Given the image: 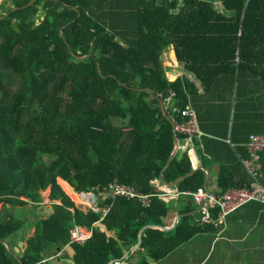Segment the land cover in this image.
<instances>
[{
    "label": "trees",
    "instance_id": "1",
    "mask_svg": "<svg viewBox=\"0 0 264 264\" xmlns=\"http://www.w3.org/2000/svg\"><path fill=\"white\" fill-rule=\"evenodd\" d=\"M30 2L0 13V239L23 264H43L68 245L75 264L123 261L139 231L165 225L172 211L154 182L184 177L176 184L175 228L143 230L132 254L133 264L163 260L202 231L192 223L188 193L204 187L206 173L188 174L193 168L180 150L168 166L175 138L184 142L171 123L182 122L175 110L195 113L203 135L192 144L217 164L221 191L249 186L243 146L250 135L264 136V0ZM170 48L187 77L169 80L162 57ZM228 135L234 150L221 143ZM211 138L219 156L208 151ZM261 163L264 185V155ZM58 179L96 195L116 179L152 197L149 206L98 198L108 209L107 237L96 226L102 214L77 206ZM46 190L60 204L35 220L16 252V234L28 221L15 212L27 201L37 207ZM76 225L92 228V238L71 243ZM0 264H19L2 242Z\"/></svg>",
    "mask_w": 264,
    "mask_h": 264
},
{
    "label": "crops",
    "instance_id": "2",
    "mask_svg": "<svg viewBox=\"0 0 264 264\" xmlns=\"http://www.w3.org/2000/svg\"><path fill=\"white\" fill-rule=\"evenodd\" d=\"M16 1L22 0H0V13L2 10L3 16H6L8 10H15L16 6H14V3ZM34 1L35 0H31L30 3H33ZM116 1L117 0H111V3ZM133 3L134 5L136 3L139 5V0H137V2L136 0H133ZM37 19H40V16L37 15ZM162 59L165 66H167L166 63H168V65L170 66L166 68V70L168 71L167 73L169 75L174 76V79L183 75H186L187 77V74L182 70V68L179 67L180 65L177 61L176 53L173 48L167 50L163 54ZM209 127L211 128V125H209ZM211 139L212 142H209L211 143V145L208 143V151H211L213 154L219 156V154L222 152L215 150V148L219 146L218 144H216L217 140H215L214 138ZM221 143L226 146L228 145L231 150H234L235 148V146L230 142L229 135L227 136V139L222 140ZM199 147L203 149L201 143L199 144ZM199 147L195 148L193 144L187 146L185 145V142H183L181 146L178 147V150L186 153L192 168L197 166H202L204 168L203 170L206 173L204 187L208 191L216 194L223 193V191H221L223 189L219 188L216 182V176L218 174L217 164L213 162V159H211L209 155L203 153ZM243 147L245 148V146ZM245 157L246 155L244 156V158ZM262 176L263 175L261 172V184ZM174 183L167 184L162 183L161 181L155 183L158 192L169 191L168 196L170 197V199L165 202L172 204V211L164 219L165 225H148L154 226L152 229H147L154 231L156 234L167 232L163 231L160 227H166L173 230L177 225L178 220L176 221V219L179 217L177 215V202L180 198V194L176 195V192H178L176 189V185H171ZM57 184L61 186L63 191L70 198L71 196L73 198H77V195L74 196L72 192L69 191L70 188L73 192H75L74 188L70 186L69 183H67L66 181H62V179H58ZM65 184H67L69 188H66ZM69 192L71 193V196L69 195ZM47 196H49V190L41 192V202L37 205V207L34 208H32L34 204L30 203V201H27L28 205L26 207L32 209L33 211L38 210L40 213L35 214L34 216H32V218L28 216L29 222H26L23 229L17 232L16 237L19 238V242L17 243L18 248L16 249V252L19 250L22 251V249L26 246V240L34 234V223L36 218L43 219L49 216L53 212L52 206L54 204H60L59 201H50ZM75 204L82 208L81 204L78 205L76 202ZM193 204L195 206V210L197 211V205L194 201ZM42 213L44 214L43 216H41ZM198 220L199 217L197 214V217L192 223H194L196 227L200 228L202 230L201 232L194 235L189 241L175 249L163 260L158 262H151V264H175L176 262V264H264V205L259 203L246 204L226 219L225 229L222 232H220L219 228L213 226H211V228H208L206 231V229L202 227L207 226L198 225ZM99 221L96 223V226H99L101 228V231L106 233L107 237H109L111 233H109L107 228L102 224V222L99 223ZM141 235L142 229L138 233L136 244L131 247L129 251L124 252L122 261L124 264H133L134 257L132 254L137 251L140 246L139 244ZM134 248L136 249L134 250ZM183 248H185V250H183ZM131 250H133L134 252H131ZM72 257L73 250L71 246L68 245L61 251H59V253L54 257L45 256L42 262L43 264H75Z\"/></svg>",
    "mask_w": 264,
    "mask_h": 264
},
{
    "label": "built area",
    "instance_id": "3",
    "mask_svg": "<svg viewBox=\"0 0 264 264\" xmlns=\"http://www.w3.org/2000/svg\"><path fill=\"white\" fill-rule=\"evenodd\" d=\"M71 1V0H66ZM174 95H172L173 97ZM171 99L167 102L169 105ZM164 109H168L165 107ZM177 114L180 113L181 123L175 124V132L184 136L185 145H192L193 139H199L202 134L198 129L196 115L193 111L175 110ZM174 121V120H173ZM175 123V122H174ZM230 145V144H229ZM246 157L242 159L244 169L250 177L249 186L247 188H230L223 193H211L205 187L197 189L195 192L188 193L195 204L197 205V214L199 217L198 225L213 226L220 228V232L225 229L226 219L241 209L246 204L259 203L264 205V186L260 183V176L262 170L261 156L264 155V136L250 135L245 145ZM156 183V182H154ZM167 192H158L156 196L164 201H168L170 197ZM80 197L81 205L84 210H91L94 213H101L102 217L99 221L107 215L108 209L101 210L97 206V199L101 198H124L127 200H137L145 206L150 205L152 195L141 194L133 187L119 183L114 179L107 187H104L98 192L96 200L83 193H75ZM176 192V195H179ZM93 236L92 228L76 225L70 230L71 243L84 244ZM112 264H124L122 261H114Z\"/></svg>",
    "mask_w": 264,
    "mask_h": 264
},
{
    "label": "water",
    "instance_id": "4",
    "mask_svg": "<svg viewBox=\"0 0 264 264\" xmlns=\"http://www.w3.org/2000/svg\"><path fill=\"white\" fill-rule=\"evenodd\" d=\"M80 58H81V59H84L85 57H80ZM99 72L101 73V68H100V67H99ZM161 105H162V109H163V104L161 103ZM164 112H165V111H164ZM164 116H165L168 120H170V119L167 117L166 113H164ZM170 121H171V120H170ZM171 123H172V125H173L174 130H175V124H174V122L171 121ZM178 147H179V145H178V138L176 137V138H175V149H174V151H173V153H172V155H171V157H170V159H169L168 166L170 165L172 159H173L174 156L176 155V153H177V151H178ZM197 169H204V168H203L202 166L194 167V168L192 169V171H191L190 173H188V174L193 173V172H194L195 170H197ZM164 170H165V169H164ZM164 170H163V171H164ZM163 171H162V173H163ZM183 178H184V177L179 178L178 181H176V183L171 184V185H174V186H175L177 183H179L180 181H182ZM83 194L87 195V197H90L92 200H96V198H97V196H96L94 193H83ZM179 218H180V216L176 219V221L179 220ZM153 227H154V226H147V227H145V228H142V231L145 230V229H147V228L152 229ZM160 228H161L163 231L171 230V229L166 228V227H160ZM140 234H141V232H140ZM0 242H2V243L6 246V248H7L8 252H9V254L12 255L14 258H16L17 261L19 262V264H23L22 261L20 260V258H18V257L13 253V251H12V249H11V246L9 245V243H8L7 241H4V240H1V239H0ZM138 244H139V241H138ZM139 245H140V244H139ZM135 249H136V248H134V250H135ZM131 252H134V251L131 250ZM109 264H112V262H110Z\"/></svg>",
    "mask_w": 264,
    "mask_h": 264
},
{
    "label": "rangeland",
    "instance_id": "5",
    "mask_svg": "<svg viewBox=\"0 0 264 264\" xmlns=\"http://www.w3.org/2000/svg\"><path fill=\"white\" fill-rule=\"evenodd\" d=\"M207 1V0H206ZM209 1H214V0H209ZM166 65L167 66H165V67H170L169 65H168V63H166ZM178 69V68H177ZM168 78H169V80L170 81H175L177 78H175L174 79V76L173 75H169L168 74ZM113 124L115 125V126H117V127H119V125H120V123L118 122V121H113ZM257 136H263V135H257ZM65 186H66V188H69V186L67 185V184H65ZM69 191H71L72 192V194L74 195V196H76V194H75V192H73L72 190H69ZM71 193L69 192V195H70ZM71 196V195H70ZM71 198L78 204V205H80L81 204V201H80V197H78L77 196V198H73L72 196H71ZM40 212L38 211V210H35V211H33L32 209H30V208H28V207H25V208H21V209H19L18 211H16L15 212V215L17 216V217H19V216H21L22 218H26L27 219V221L29 222V218H28V216L30 217V218H32V216H34L35 214H39ZM44 214L42 213L41 214V216H43ZM36 219H38V218H36ZM220 229V228H219ZM16 245H15V247L17 246V243L19 242V238H16ZM3 244V243H2ZM4 245V244H3ZM10 245V244H9ZM5 246V245H4ZM6 247V246H5ZM7 249V248H6ZM12 249V248H11ZM183 250H185V248H183ZM8 251V250H7ZM9 253V252H8ZM175 259H176V257H175ZM177 263V262H176ZM175 263V264H176Z\"/></svg>",
    "mask_w": 264,
    "mask_h": 264
}]
</instances>
